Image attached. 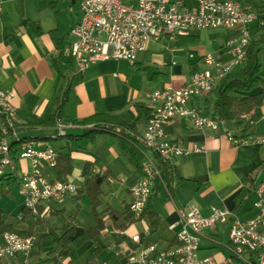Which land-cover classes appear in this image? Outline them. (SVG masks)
<instances>
[{"label":"crops","instance_id":"crops-1","mask_svg":"<svg viewBox=\"0 0 264 264\" xmlns=\"http://www.w3.org/2000/svg\"><path fill=\"white\" fill-rule=\"evenodd\" d=\"M59 2L61 0H0V92L13 91L11 100L18 107L22 136L38 137L54 145L59 152L71 149L77 166L70 179H76L79 185L85 183L87 177L81 174V164L88 160L98 159L93 171L108 167L115 175L103 184L102 197L122 212L132 199V185L143 174L142 161L152 154L141 140L150 112L149 93L165 85L184 84L201 65L203 54L223 50L230 31L194 30L189 34L197 37L194 42L178 43L181 36L176 40L151 41L147 49L138 53L134 63L108 59L93 63L83 71H79L70 58L62 56L60 72L54 63L58 54L56 38L69 42L70 30L81 15V0H66L67 6H60ZM190 53L194 56L190 57ZM227 56L224 55L225 58ZM68 83H71V92L64 109L65 117L81 120L98 112L118 115L120 132H105L93 143L88 137H56L54 125H48L46 121L55 113L61 92ZM260 90L262 88L258 87L254 92ZM235 94L244 96L248 93L235 91ZM201 98L205 97H197L193 103L206 106V103L199 104L202 103ZM247 123V116H239L228 121L226 127L236 136L246 133L264 135V105L253 124L246 127ZM224 128H196L184 118H174L165 124L170 138L185 147L198 144L203 149L173 158L171 164L176 175L172 195L165 185H161L153 201L158 219L156 225L152 226L149 216L145 215L125 229L126 236L138 244L133 249L135 254L149 246L168 250L179 245L176 242L179 240L180 212L190 204L198 205L205 215L211 213L213 206L227 208L243 219L253 214V203L257 197L255 190L264 180V145L257 142L236 144L228 138ZM86 131L87 128L81 124L67 128V134L79 135ZM23 163L27 165L28 161L23 160ZM250 172L252 177L248 178ZM84 199L89 202L86 194L79 200L72 194L60 201L46 203L41 210L47 206L49 211L42 216L43 221L34 233L37 242L33 250L36 255L31 253L27 262L21 261V255L5 260L32 264L39 258H49L44 251L51 243L47 233L52 227H61L70 220L68 215L77 201L81 203L82 211L78 216L80 223L76 225V233L83 232L86 214L91 211V205L86 208ZM4 211L7 220L18 228H28L34 222L33 218L16 222L13 215L22 218L21 212L10 208ZM230 224L231 220L217 221L204 230L198 251L200 256L213 254L222 264H246L229 260ZM116 231L109 220L108 227L96 242L98 254L90 253L92 247L86 242L76 248L74 264H137L126 252L130 245L121 242L119 247L116 246ZM136 235L138 239L134 238ZM106 237L108 240L104 241ZM175 237L177 240L172 243ZM2 238L3 233H0V240ZM42 238L45 239L43 245ZM105 250L108 254H103Z\"/></svg>","mask_w":264,"mask_h":264},{"label":"built area","instance_id":"built-area-1","mask_svg":"<svg viewBox=\"0 0 264 264\" xmlns=\"http://www.w3.org/2000/svg\"><path fill=\"white\" fill-rule=\"evenodd\" d=\"M200 29H225L230 34L221 52L201 56V65L184 84L165 85L149 93L150 112L141 140L151 153L155 151L170 163L175 157L202 150L198 144L185 147L166 133L169 120L184 118L196 128L217 130L224 126L228 138L236 144L264 145V135L236 136L226 127L224 118H215L205 106L193 103L197 97L208 96L222 79L241 70L250 43L264 36V6L252 8L240 0H82L80 18L70 30L62 56L70 58L79 71L108 59L134 63L151 41L176 40ZM13 95V91L0 92V179L16 175L23 206L36 215H46L49 208L44 207L42 212L40 208L77 193L78 183L73 179L51 180L49 175L57 165L59 151L38 137L21 135ZM74 124L57 118L56 136L67 135V128ZM141 165L143 174L131 187L129 203L136 217L143 214L155 182L162 175L152 154ZM255 191L253 214L248 218L219 206H213L211 213L205 215L198 205L190 204L180 212L179 245L168 250L149 246L130 256V260L137 264H222L213 254L199 255L200 240L204 230L217 221L231 220L229 260L264 264V180ZM134 238L138 239V235ZM36 242L35 235H22L18 230L4 232L0 264H18L5 260L16 255L27 262Z\"/></svg>","mask_w":264,"mask_h":264},{"label":"trees","instance_id":"trees-1","mask_svg":"<svg viewBox=\"0 0 264 264\" xmlns=\"http://www.w3.org/2000/svg\"><path fill=\"white\" fill-rule=\"evenodd\" d=\"M245 5L252 8H258L264 6V0H240ZM57 49L58 54L54 59V63L58 70L62 72L59 66V60L62 57V51L66 46V42L63 38L57 37ZM197 37L194 35H185L177 41L181 42H194ZM264 42V36L253 40L248 46L247 61L241 68L240 74L233 76L229 79H222L214 88V90L205 96L206 110L215 118H224L227 122L237 119L239 116H247L248 123L246 127L252 125L254 120L258 116V111L262 105H264V65L260 62L256 50ZM262 88V90L254 92L256 88ZM235 91L247 92V95L240 96L235 94ZM71 92V83L66 84L59 97V103L56 105V110L53 115L46 121L48 125H55L57 118H62L67 122L84 125L87 131L83 134L74 135L67 134L70 138H90L91 142H95L98 137L102 136L108 131L120 132L118 121L120 117L118 115L98 112L81 120H72L64 116L65 105L68 101ZM254 134L246 133L237 136H253ZM58 137V136H56ZM51 140V137H47ZM58 149V148H57ZM58 151H60L58 149ZM152 156L161 168V179H157L153 192L149 197L148 204L140 217H136L129 205L125 210L120 212L114 209L107 201L103 199V184L108 182L113 175H115L108 167L98 168L93 171V168L98 162V159L93 161L88 160L81 164L82 176L87 177L83 185H79L76 179H73L78 183L77 193L74 194L76 199H80L83 194H86L89 198L91 205V211L86 214L84 221V231L77 234L76 225L80 223L78 218L79 213L82 211V205L79 201L76 202L74 208L71 210L68 218L70 220L64 223L61 227H52L47 235L51 239V243L48 247L44 248V251L49 258H39L32 264H43L46 261H50L51 264H74L76 258V248L81 247L84 243L88 242V246L92 247L95 251L99 249L96 245L98 237L108 227V221L110 220L113 227L117 229L115 234L116 246H120L121 242H126L128 245V256H132L136 253L133 250L138 247V244L129 239L124 233L125 229L133 222L140 220L143 216L148 215L150 218V224L155 226L158 219L156 212L153 208V201L157 196V192L161 188V185H165L170 194L173 192V182L176 175L175 167L165 158L161 157L155 151L152 152ZM77 166L76 161L73 160L71 155V149L67 152H59L57 165L52 169L49 175L51 180H68L74 173ZM262 166V165H260ZM264 166V165H263ZM259 167V166H258ZM254 169H252L253 171ZM251 171V172H252ZM251 172L248 174V178H251ZM17 181V176H6L0 179V194H10L11 187ZM24 209H26L24 207ZM28 210V209H27ZM41 210V208H40ZM42 212V210H41ZM6 211L0 208V233H4L8 230H18L22 235H34L38 230V225L43 221V214L37 216L31 210H25L22 218L13 215L16 222L27 221L29 218H33L34 222L31 223L28 228H18L12 221H8ZM157 229V227L155 228ZM177 240V237L172 243ZM180 243L179 240L176 242ZM133 250V251H131ZM32 254L36 255L33 250ZM38 254V253H37ZM67 259V262L64 261ZM91 263V261H90Z\"/></svg>","mask_w":264,"mask_h":264},{"label":"rangeland","instance_id":"rangeland-1","mask_svg":"<svg viewBox=\"0 0 264 264\" xmlns=\"http://www.w3.org/2000/svg\"><path fill=\"white\" fill-rule=\"evenodd\" d=\"M66 0H61V2H59V5L61 6H67V3H65ZM82 2V0H81ZM80 7H81V3H80ZM221 31V29H220ZM220 35H222V33H220ZM226 41V39H225ZM256 54L260 60V62L264 65V44L260 46V48H258L256 50ZM202 103L199 104H204L205 102V98H201ZM88 198V197H87ZM89 199V198H88ZM9 201V202H8ZM84 205L86 206V208H89L90 206V202H87L85 199L83 200ZM0 208L4 209V210H8V208L15 210V212H21L22 215H24L25 210L30 211V209L26 208L24 209L23 206V197L21 196V194L19 193V185H18V181H16L13 186L11 187L10 190V194L8 193H2L0 194ZM28 209V210H27ZM18 225V224H17ZM108 240V237H106V239L104 238V241ZM42 245L45 244V239L42 238ZM103 250V249H102ZM101 250V251H102ZM90 253L92 254H98V252H96L93 248L89 250ZM100 251V252H101ZM103 254H108L107 250H105L103 252Z\"/></svg>","mask_w":264,"mask_h":264}]
</instances>
